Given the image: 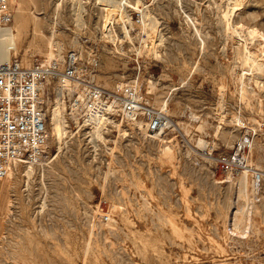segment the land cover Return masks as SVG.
I'll return each instance as SVG.
<instances>
[{
	"label": "rangeland",
	"instance_id": "obj_1",
	"mask_svg": "<svg viewBox=\"0 0 264 264\" xmlns=\"http://www.w3.org/2000/svg\"><path fill=\"white\" fill-rule=\"evenodd\" d=\"M9 4L6 25L16 33L10 58L27 64L70 50L96 55L101 86L137 78L173 129L152 139L122 122L93 136L69 123L57 90L46 86L45 153L32 169L18 164L0 183V264L244 262V245L232 243L244 229L240 217L231 226L236 179L227 177L218 157L240 145L245 130L235 122L243 116L256 133L249 162L259 164L264 0ZM117 7L127 19L115 18ZM106 8L114 11L109 22ZM55 105L65 128L60 143L51 134Z\"/></svg>",
	"mask_w": 264,
	"mask_h": 264
},
{
	"label": "built area",
	"instance_id": "obj_2",
	"mask_svg": "<svg viewBox=\"0 0 264 264\" xmlns=\"http://www.w3.org/2000/svg\"><path fill=\"white\" fill-rule=\"evenodd\" d=\"M11 18L9 0H0V25ZM97 65V56L83 54L82 50H70L42 62L25 64L14 57L0 63V183L18 164L38 162L45 153L48 133L44 89L48 85L57 90L75 129L105 133L123 122L130 130L136 126L152 139L173 129L165 109L153 106L141 93L137 78L108 89L96 81ZM261 118L258 136L264 142ZM246 124L243 116L236 120L235 126L245 134L236 150L221 154L218 163L228 178L236 179L230 185L231 226L238 217L245 219L240 240L232 241L235 247L244 245V262L240 264H248V258L250 264H264V144L259 150V164L250 163L256 133L249 132ZM103 219L108 220V216Z\"/></svg>",
	"mask_w": 264,
	"mask_h": 264
},
{
	"label": "bare ground",
	"instance_id": "obj_3",
	"mask_svg": "<svg viewBox=\"0 0 264 264\" xmlns=\"http://www.w3.org/2000/svg\"><path fill=\"white\" fill-rule=\"evenodd\" d=\"M102 0H100V2H101ZM106 1V0H105ZM109 1V0H108ZM111 1V0H110ZM99 2V1H98ZM137 2V1H136ZM108 3V2H107ZM110 3V2H109ZM116 5V4H115ZM138 6V5H137ZM115 10V9H114ZM106 11H107V15H106V18H107V20L106 21H108L109 22V20H110V15H111V13L112 12H114L113 10H110L109 8H106ZM144 12V11H143ZM115 14H116V17L115 18H117L118 17V20L120 19V20H122L123 19V17H126V19H127V15L123 12V11H120V9H118V7H117V10H116V12H114ZM113 14V13H112ZM124 14V15H123ZM108 24L109 23H106V31H107V28H109V27H107L108 26ZM12 26L11 25H3V26H1L0 25V63H2V62H4V61H6V60H8V59H10V57H9V50L11 49V48H13V50L12 51H14V46H15V36H16V33H13L12 32ZM247 30H248V32L250 33H253V34H257V29H253V28H251V29H249V28H246ZM109 31V30H108ZM110 32V31H109ZM124 33H125V35L126 36H128L129 35V32L127 31V29L125 30V31H123ZM123 33V34H124ZM110 36V35H109ZM129 39H130V37H129ZM153 42V41H152ZM122 43V42H121ZM153 44V43H152ZM151 44V45H152ZM153 46V45H152ZM155 47V46H154ZM153 47V48H154ZM151 48V47H150ZM155 49V48H154ZM153 50V49H152ZM51 53L50 54H53V52H52V50L50 51ZM151 52H153V51H151ZM14 53V52H13ZM154 53V52H153ZM14 54H16V53H14ZM155 54H156V52H155ZM157 55V54H156ZM54 56H55V54H54ZM50 57V58H48L47 60H50V59H54V58H58V56H55V57ZM28 64V63H27ZM165 109V108H164ZM60 115H61V109H60V107L57 105H55L54 107H52L51 109H50V112H49V118H50V124H51V134H52V136L55 138V140L58 142V143H60V140L63 138L62 136H63V134H65V128H63L62 127V122L60 121ZM136 124L138 125V126H140V123L139 122H136ZM123 129L121 128H119V131H122ZM123 132V131H122ZM125 134V133H124ZM91 135H93V136H96V137H100L101 136V133L99 132V131H93V133L91 134ZM65 137V136H64ZM201 141H203V140H201V139H199V145H200V143H201ZM164 149H170V148H168L167 146L164 148ZM166 150H164V152L166 151ZM169 151V150H168ZM168 151H166L168 154H169V157H171V150L168 152ZM168 154H167V156H168ZM168 157V158H169ZM27 167L28 168H30V169H32V162H27ZM29 169V170H30ZM9 174H11V172L9 173ZM10 176V175H9ZM7 177V176H6ZM243 217V216H242ZM241 216H240V221H242V223H243V221H245V219L244 218H242ZM241 223V222H240ZM234 224H236V222L234 223ZM238 225H239V223H238ZM245 226V225H244ZM243 226V227H244ZM181 227V226H180ZM184 227V226H183ZM177 228V227H176ZM177 230V229H176ZM188 230V229H187ZM176 232V231H175ZM179 233H180V231H179ZM241 233H243V232H241ZM176 234V233H175ZM180 235V234H179ZM177 236H178V233H177ZM210 237V236H209ZM210 239V238H209Z\"/></svg>",
	"mask_w": 264,
	"mask_h": 264
}]
</instances>
